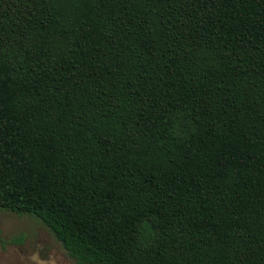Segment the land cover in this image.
I'll use <instances>...</instances> for the list:
<instances>
[{
  "label": "trees",
  "instance_id": "trees-1",
  "mask_svg": "<svg viewBox=\"0 0 264 264\" xmlns=\"http://www.w3.org/2000/svg\"><path fill=\"white\" fill-rule=\"evenodd\" d=\"M0 211L78 264H264V0H0Z\"/></svg>",
  "mask_w": 264,
  "mask_h": 264
},
{
  "label": "rangeland",
  "instance_id": "rangeland-1",
  "mask_svg": "<svg viewBox=\"0 0 264 264\" xmlns=\"http://www.w3.org/2000/svg\"><path fill=\"white\" fill-rule=\"evenodd\" d=\"M0 234L5 239L21 238L0 248V264H78L32 216L0 211Z\"/></svg>",
  "mask_w": 264,
  "mask_h": 264
}]
</instances>
